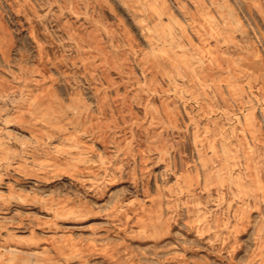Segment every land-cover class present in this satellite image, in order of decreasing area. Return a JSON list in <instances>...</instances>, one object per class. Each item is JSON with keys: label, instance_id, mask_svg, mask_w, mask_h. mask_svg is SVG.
<instances>
[{"label": "rangeland", "instance_id": "1", "mask_svg": "<svg viewBox=\"0 0 264 264\" xmlns=\"http://www.w3.org/2000/svg\"><path fill=\"white\" fill-rule=\"evenodd\" d=\"M0 264H264V0H0Z\"/></svg>", "mask_w": 264, "mask_h": 264}]
</instances>
